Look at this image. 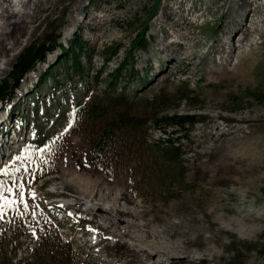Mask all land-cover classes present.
Here are the masks:
<instances>
[{"label":"rangeland","instance_id":"374dc122","mask_svg":"<svg viewBox=\"0 0 264 264\" xmlns=\"http://www.w3.org/2000/svg\"><path fill=\"white\" fill-rule=\"evenodd\" d=\"M47 1L16 2L27 5L21 11L27 15ZM62 1L51 0L58 9L29 24V31L41 26L0 62L1 84L28 48L55 47L0 104V120L17 134L0 153V264H264V44L244 62L250 76L224 79L213 74L230 50H214L226 39L217 30L221 15L198 17L214 0H184L176 10L177 18L197 9L187 17L198 43L191 66L180 63L185 56L176 47L177 57L167 62L158 53L164 38L152 25L167 0H64L69 9L81 1L87 8L74 14L76 22ZM15 23V17L0 19V33ZM143 35L146 47L133 50ZM75 38L87 46L82 73L64 58ZM111 82L112 93L124 92L129 104L111 103L108 117L88 116L111 93ZM185 95L187 103L180 101ZM119 113L136 116L137 128H123L113 151L97 154L93 141ZM175 114L194 123L181 129L160 121ZM169 139L179 149L177 163L164 155ZM116 191L149 224L143 234L152 227L147 234L156 238L115 233L100 221L97 209L108 208ZM45 204H54L50 213ZM60 207L63 221L52 217ZM151 243L179 250L182 259L152 256ZM207 249L213 259L204 263Z\"/></svg>","mask_w":264,"mask_h":264},{"label":"bare ground","instance_id":"6f19581e","mask_svg":"<svg viewBox=\"0 0 264 264\" xmlns=\"http://www.w3.org/2000/svg\"><path fill=\"white\" fill-rule=\"evenodd\" d=\"M16 1L0 0V19H4V18L7 19L9 17L16 18V23L14 24L13 28L9 30L8 33L5 34L0 33V59H1L0 62L2 61V58L3 60H5L8 57H10V53L18 46L21 38H23L25 35L26 36L29 35L30 37H32L33 35H35V33L38 31V29L41 26V23L37 24V26L33 30L29 31L28 30L29 24L37 23L40 14L47 12L48 15L51 16L58 9L57 4L53 5L51 3V0H48L45 4H40L36 6L34 10L32 9L33 11L31 10L32 11L31 13L29 14L27 13L28 19H30V22H27V17H26L27 15L21 12L22 10L24 11V9H26L27 5L21 2L20 4H18V2ZM171 1L172 0H167L165 2V6L162 8V11L160 13L161 16L158 15L155 21L156 24L152 25V28L154 30L156 28L157 34H162V39L164 38L163 41H158L157 45L158 47H160L158 53H160V55L163 57L162 61L167 62L169 60H172L173 57H177L176 53L174 52L175 50L174 51L171 50L172 47H176L177 51L179 52L181 51L182 54H184L185 56L184 58L181 57L180 63L183 65L184 63H186L188 64V66L189 65L191 66V62L197 57L196 47L198 46V43L195 41L197 36L192 30L194 23H187V17L190 16V14H194L197 9L194 6H192L188 9L187 13H180V16L176 18V10L181 11L185 4V1L184 0L181 1L176 8H173L174 6L171 5ZM63 3L64 0L61 2L59 6H63L64 11L66 10L70 12L72 18H74V22H76L74 14H76L78 10L82 9L84 12L87 11V8L82 6V1L78 2L79 3L78 7L76 8L73 7L75 9H69L68 5H63ZM212 5L213 6L210 9H206L205 11H202V13H200L198 17L206 18L208 16H214L215 14L219 13L221 17L218 21H216L217 30L221 33L220 35L222 37L221 36L220 37L226 39L224 40L220 39L217 45L218 49L215 47L214 50L221 51V49H224L226 45L230 46V50L226 54L227 56L225 57L221 56L222 57L221 60L223 61L219 62V64H215L213 74L214 75L218 74L220 75L219 77L224 79L244 80L247 76L246 70H248L247 65H245L246 69H244L245 67L244 62L253 58V56L256 55L258 51L262 52L263 49L264 41L262 40L264 39V0H214ZM223 19L226 21H224ZM164 23H166L170 28L165 27L163 25ZM1 26L2 25H0V29L2 28ZM89 28L91 30H94L96 29V26L95 25L90 26ZM238 36L239 39L237 40L236 43L235 40ZM212 39L214 40L215 36ZM233 58H235L236 61L234 64H231V60ZM146 61L148 62L149 60L147 59ZM33 73L34 71L30 72L27 78L32 77ZM0 74L2 73L0 72ZM0 106L1 107L3 106L2 109L4 108V105H0ZM15 138H17V134L13 135L11 130L7 129L6 120H0V153H3L2 148H5L4 145H7L9 143L12 144ZM209 183H212V181L209 180ZM118 191H116L114 194L112 193L111 195H109L112 196L113 198L110 199L111 200L110 206L108 208L103 209L100 206L97 209V212L101 214L99 215L100 221L103 222L104 224L108 223L110 230L114 232L115 230H117L118 232H120V230H123L127 236L132 235V237H134L135 239L141 238L142 236H146L148 237V239L156 238L157 235L154 233L149 232L150 233L149 236L151 238L147 234L152 227L147 231V233L143 234L144 229H146L149 224L144 221L143 223H140L141 221L140 219L142 218L141 214H139V212H137L134 208H130L127 203H122L123 193L121 194V192ZM129 218H131V220H129ZM215 219L216 221L225 220L222 217H216ZM189 223L190 221L187 223L188 226H191ZM237 224L241 225L238 222ZM197 232H199V230H197ZM151 245H153L155 249L154 251L155 253L152 254V256L154 257L163 256L168 259H182V257H180V255L182 254H179V250L177 249L174 251H169V250H165L162 247H159L155 243H151ZM211 258L213 259V254L209 249H207L205 254L203 255V258H200L201 259L200 261L206 263Z\"/></svg>","mask_w":264,"mask_h":264},{"label":"trees","instance_id":"16d2710c","mask_svg":"<svg viewBox=\"0 0 264 264\" xmlns=\"http://www.w3.org/2000/svg\"><path fill=\"white\" fill-rule=\"evenodd\" d=\"M72 46V49L69 51V55L65 58L67 62L72 61L73 66L75 67L76 71H80L82 73L81 67V54H83L84 50L86 49L85 44L78 43L77 38L74 39L73 42L69 44ZM146 47V42L144 40V35L135 42L133 50H143ZM54 48L48 46H32L28 48L19 58L17 64L13 68V72L11 73L10 80L8 82H2L0 84V103H5L12 99V93L15 89L20 86V82L24 79V77L34 70L38 63L44 62L48 53L54 51ZM65 51V50H64ZM118 49L115 48L112 51V55L117 54ZM68 54V53H67ZM132 59V58H131ZM124 68L122 66L121 70ZM134 65L131 64V71H134ZM120 71L118 70L117 73ZM116 73V74H117ZM79 74V72H78ZM114 79H118L117 75L113 76ZM115 86L113 82H111L108 87L110 88V92L106 93L103 96V100L101 103H96L95 105L90 106L87 109L88 116L93 117L94 119H100L107 116L108 106L111 103H118L120 106L124 107L129 104V97L126 96L124 92L121 93H112L115 90ZM186 86V85H185ZM187 87V86H186ZM254 98L256 96L251 95ZM189 95L183 96L180 101L183 103L189 102ZM160 98H157L154 101H159ZM258 98V96H257ZM152 102V103H153ZM83 110V109H82ZM160 121L163 124L173 127H179L181 129L185 128L188 125H192L193 117L191 116H180V115H165L164 117L160 118ZM157 122V121H156ZM155 122V123H156ZM138 119L136 116H132V114L128 113H119L114 117V120L105 126V128L100 132L97 138L93 141L94 144V151L99 155L107 154L113 151V147L117 146V138L120 130L123 128H137L138 126ZM178 141V139H176ZM176 142H172L170 139L167 141L166 146L170 147L171 149L163 150L164 155L168 156V160L174 161L177 163L179 158V149L174 147Z\"/></svg>","mask_w":264,"mask_h":264},{"label":"snow or ice","instance_id":"6c2138e0","mask_svg":"<svg viewBox=\"0 0 264 264\" xmlns=\"http://www.w3.org/2000/svg\"><path fill=\"white\" fill-rule=\"evenodd\" d=\"M9 192L12 191V189H8ZM21 194H22V187H21ZM4 199L2 196H0V200ZM5 203H11V201H5Z\"/></svg>","mask_w":264,"mask_h":264}]
</instances>
